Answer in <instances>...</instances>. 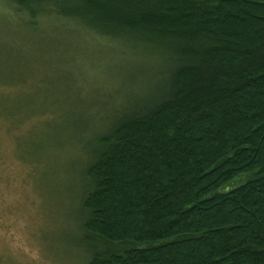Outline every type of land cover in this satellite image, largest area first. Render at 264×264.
Instances as JSON below:
<instances>
[{"label":"trees","instance_id":"1","mask_svg":"<svg viewBox=\"0 0 264 264\" xmlns=\"http://www.w3.org/2000/svg\"><path fill=\"white\" fill-rule=\"evenodd\" d=\"M13 1L173 64L93 141L77 202L89 264H264V0Z\"/></svg>","mask_w":264,"mask_h":264},{"label":"rangeland","instance_id":"2","mask_svg":"<svg viewBox=\"0 0 264 264\" xmlns=\"http://www.w3.org/2000/svg\"><path fill=\"white\" fill-rule=\"evenodd\" d=\"M151 48L101 37L50 4L0 0V264H89L82 169L118 118L110 110L128 114L169 84L173 64Z\"/></svg>","mask_w":264,"mask_h":264}]
</instances>
